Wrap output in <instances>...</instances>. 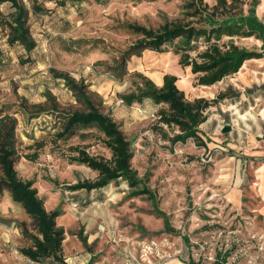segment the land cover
I'll return each instance as SVG.
<instances>
[{
  "label": "rangeland",
  "instance_id": "1",
  "mask_svg": "<svg viewBox=\"0 0 264 264\" xmlns=\"http://www.w3.org/2000/svg\"><path fill=\"white\" fill-rule=\"evenodd\" d=\"M21 1L29 10L28 25L36 47L26 52L20 44H10L8 28L0 21V115L8 113L17 119L23 154L16 163L18 176L33 180L47 210L61 212L56 224L64 229L62 255L67 264H187L190 258L200 264H220L226 251L224 264H264V42L255 36H223L215 41L216 52L199 42L190 53L199 66L196 69L178 64L174 43L166 45V51L144 50L128 60L129 72L151 77L154 71L167 73L155 66L161 53L174 58L180 71L176 84L184 100L205 117L199 125V140H175L178 128L159 118L164 105L149 99L124 104L118 94L128 90L131 78L118 81L110 67L137 38L124 24L157 29L166 22H195L217 0ZM232 3L235 15L247 14L255 6L264 23V0ZM34 5L40 10L35 12ZM2 10L5 16L9 4ZM216 14L218 19L225 16L221 9ZM230 41L262 57L241 64L227 60L223 52ZM51 70L84 80L103 100L102 111L114 118L130 141L133 169L155 192L158 208L180 235L164 231L163 218L153 211L146 195L128 196L124 180L90 191L68 189L78 181H94L98 175L70 160L77 155L75 148L105 159L111 152L94 128L56 137L64 112L78 104L63 79L54 77ZM242 74L245 82L240 80ZM46 92L55 96L59 112L49 110L29 118L21 107L23 98L33 108L46 101ZM229 106L249 111L251 117L240 120ZM21 222L35 232L33 220L4 189L0 193V264H37L20 252L30 243ZM79 231L87 238L89 250L79 240Z\"/></svg>",
  "mask_w": 264,
  "mask_h": 264
},
{
  "label": "trees",
  "instance_id": "2",
  "mask_svg": "<svg viewBox=\"0 0 264 264\" xmlns=\"http://www.w3.org/2000/svg\"><path fill=\"white\" fill-rule=\"evenodd\" d=\"M202 3V0H198ZM227 0H217L211 10L201 11L198 21L188 22H166L157 29L148 28L137 23L124 24L131 32L137 35L136 40L131 43L120 56L113 61L110 71L118 81L131 78L130 87L127 91L119 93L118 97L126 105L142 103L149 99L155 104L164 105L159 111L161 122L169 126H176L179 130L175 140H185L188 137L199 140V125L205 121L200 110L194 105L186 102L177 86L178 76L173 73H165L162 84L157 85L149 76L140 71L129 72L127 62L132 56H141L144 50L158 52L166 51V45H172V52L179 55L178 64L183 68L191 66L193 69L199 67L190 53L197 50L199 42H205L210 50L217 47L223 36L233 38L234 36H255L264 42V23L257 15L255 6L235 15L231 13L233 6ZM9 4L10 10L3 16L2 6ZM35 12L40 7L33 6ZM206 7V5H205ZM221 9L225 16L218 19L216 11ZM28 9L21 0H0V21L8 28V42L20 44L26 52H31L36 47L28 25ZM202 23L204 25H202ZM214 41V42H212ZM223 52L227 60H236L240 64L245 59L260 58L262 54L253 50L239 48L230 41ZM54 77L61 78L65 86L72 92L78 108L64 112L63 122L57 138L72 136L78 129L94 128L103 135L104 146L110 150L108 159L89 155L82 148H75L77 155L70 160L87 167L98 173L94 181H78L70 185L71 190H93L100 189L113 180L126 181L129 191L128 196L135 197L146 195L153 205V211L163 218L164 231L180 235V232L171 224L167 214L158 208L155 192L150 189L144 179L139 177L131 165L133 153L130 141L120 128V125L109 114L102 111L103 100L96 92L89 89V84L84 80H76L67 73L51 70ZM44 103L33 104V108L26 105L23 98L21 107L29 118H36L43 112H59L56 98L50 92L45 93ZM50 105H47V104ZM17 119L11 114L0 115V193L8 190L12 200L20 204L26 214L33 220L34 230L32 233L21 222L20 227L24 237L29 244L20 249V252L28 259L37 264H67L62 255V241L64 240V229L56 224V218L60 216L59 209L47 210L42 198L38 196L37 189L33 186V180H23L18 176L16 163L23 156L20 141L16 135ZM29 157V156H27ZM32 159V158H30ZM82 245L89 250L87 238L78 232ZM187 240V238H185ZM229 252H225L220 264H224ZM88 261L87 264H90ZM187 264H200L199 261L189 259Z\"/></svg>",
  "mask_w": 264,
  "mask_h": 264
},
{
  "label": "bare ground",
  "instance_id": "3",
  "mask_svg": "<svg viewBox=\"0 0 264 264\" xmlns=\"http://www.w3.org/2000/svg\"><path fill=\"white\" fill-rule=\"evenodd\" d=\"M261 5L258 7V9H261ZM155 66L158 67V69H163L167 71L168 73H173V74H180V71L177 68V64L169 53H161L158 57V60L155 61ZM160 74L157 71L152 72L151 77L155 82L160 81ZM179 76V75H178ZM240 80L242 82H245V76L242 74L240 77ZM229 108L234 109V113L237 115V118L240 120H247L248 117L250 118L251 116L248 115L249 111H246L245 113L240 112L237 108L234 106H229ZM262 114H264V108L261 111Z\"/></svg>",
  "mask_w": 264,
  "mask_h": 264
},
{
  "label": "crops",
  "instance_id": "4",
  "mask_svg": "<svg viewBox=\"0 0 264 264\" xmlns=\"http://www.w3.org/2000/svg\"><path fill=\"white\" fill-rule=\"evenodd\" d=\"M164 74H165V73H164ZM164 74H163V75H164ZM163 75L161 74V76H160V81H159V82H155L152 78H151V79H152L157 85H161V84H162V81H163V80H162ZM175 75H176V74H175ZM149 77H150V76H149Z\"/></svg>",
  "mask_w": 264,
  "mask_h": 264
},
{
  "label": "built area",
  "instance_id": "5",
  "mask_svg": "<svg viewBox=\"0 0 264 264\" xmlns=\"http://www.w3.org/2000/svg\"><path fill=\"white\" fill-rule=\"evenodd\" d=\"M263 148H264V146H263Z\"/></svg>",
  "mask_w": 264,
  "mask_h": 264
}]
</instances>
